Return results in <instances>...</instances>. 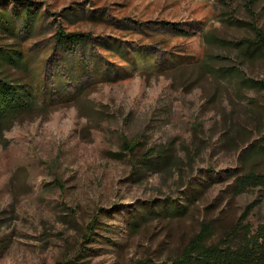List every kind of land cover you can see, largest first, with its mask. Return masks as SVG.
I'll use <instances>...</instances> for the list:
<instances>
[{"label":"rangeland","instance_id":"rangeland-1","mask_svg":"<svg viewBox=\"0 0 264 264\" xmlns=\"http://www.w3.org/2000/svg\"><path fill=\"white\" fill-rule=\"evenodd\" d=\"M14 1L38 16L0 33L24 63L0 76L35 102L0 130V264H170L198 236L237 249L264 225V188H237L264 176V155L246 158L264 138V90L246 82L264 83V57L235 46L264 34V0L0 11ZM58 32L88 37L67 49Z\"/></svg>","mask_w":264,"mask_h":264},{"label":"trees","instance_id":"trees-1","mask_svg":"<svg viewBox=\"0 0 264 264\" xmlns=\"http://www.w3.org/2000/svg\"><path fill=\"white\" fill-rule=\"evenodd\" d=\"M37 12L35 6L29 1H14V7L10 13L0 11V33L14 36L15 21L22 19L25 23L34 22L38 16ZM173 31L178 36H184L182 31L175 28ZM251 31V39L242 40L235 45L237 51L250 56L264 57V34L253 26ZM87 37V35L58 32L55 39L57 44L71 49L84 43ZM5 64L10 66L23 65L22 55L16 51L0 48V67ZM246 82L253 89L264 90V83L262 82L252 80ZM34 102L33 92L29 85L12 82L0 76V130L8 120L17 115L31 112ZM247 152L246 158L264 155V138L249 147ZM249 187L264 188V176L247 173L238 179L237 188L239 190H246ZM168 209L173 214L178 213L176 205L172 203L161 207L160 215ZM202 240L200 236L195 238L181 255L170 264H264V225L257 227L254 233L248 234L237 249L218 245L204 246Z\"/></svg>","mask_w":264,"mask_h":264}]
</instances>
